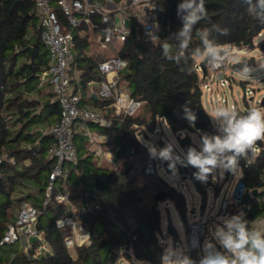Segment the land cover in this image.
Wrapping results in <instances>:
<instances>
[{"label":"trees","instance_id":"trees-1","mask_svg":"<svg viewBox=\"0 0 264 264\" xmlns=\"http://www.w3.org/2000/svg\"><path fill=\"white\" fill-rule=\"evenodd\" d=\"M14 1L0 0V238L17 206L30 198L40 208L38 226L52 253L32 257L34 249H31L30 253L23 252L11 260L0 259V264H125L124 261L161 264L165 246L161 238L160 199L156 193L147 198L148 185L139 183L135 170V161L142 165L145 173L147 163L153 161L141 143L139 133L142 130L146 134L148 127L154 129L157 120L162 119L174 132L191 130L198 131L201 136L204 133L220 135L221 130L204 106L203 79L194 66L197 57L206 52L201 35L207 33V39L216 47L252 48L255 37L264 29V16L255 9L250 10L244 0H204L207 14L192 26L186 49L180 47L182 38L179 36L186 13L178 12V5L169 12V0L159 2L160 37L157 43L144 37L133 23L130 36L119 50L129 62V68L120 74V84L144 103L138 113L118 119L112 126L94 124L101 133L109 136V141L104 143L105 149L112 150L117 161L123 160L119 172L108 164L98 163L95 149L87 144H91L89 138L83 133L75 134L78 161L69 168L70 198L90 239L88 243L77 245L76 256H73L66 244L68 230L56 225L60 207L53 200L43 205L54 166L48 150L55 142V136L49 129L59 119L60 102L53 90L46 92L52 98L47 104H44V97L39 96L41 89L34 93V81L49 65L48 51L41 40L34 1L20 0L11 9ZM60 17L64 19L61 14ZM30 27L34 32L28 35ZM90 42L89 33L75 34L77 56L71 61L70 68L74 65L79 72V79L72 78L77 93L88 82L103 79L96 67L104 54H88ZM164 44L169 46L168 55L173 57L172 60L165 58ZM259 45L264 49V38ZM249 62L252 64L251 60ZM240 64L239 68L242 62ZM244 98L247 104V98ZM82 100L84 97L80 103ZM185 105L196 115L194 126L185 118ZM236 110L243 115L249 108L241 111L237 106ZM33 125L43 128L31 130ZM190 141L188 138L186 142ZM258 143L261 149L255 156L250 153L249 162L239 161L243 173L239 179L250 190L264 187V141ZM10 157H14V163L9 161ZM179 169L189 175L196 190L204 195L210 186L216 194L222 189L213 179V173L206 181H201L194 175L198 169L187 165V161L180 163ZM229 176L227 170L226 178ZM159 180L160 184L165 183L161 178ZM27 181L38 187L41 197L15 196L18 186ZM61 183L60 179L55 182L54 191L61 189ZM164 186L167 188L165 199L174 200L187 221L185 195L173 186ZM244 204L250 208L243 219L255 230L253 222L262 217L264 205L257 200ZM168 231L178 237L171 224ZM195 253V250L184 251L181 257H188L195 264Z\"/></svg>","mask_w":264,"mask_h":264},{"label":"built area","instance_id":"built-area-1","mask_svg":"<svg viewBox=\"0 0 264 264\" xmlns=\"http://www.w3.org/2000/svg\"><path fill=\"white\" fill-rule=\"evenodd\" d=\"M35 13L40 28L41 40L47 48L49 65L38 76L39 87L50 85L60 102V115L58 121L50 127L49 131L55 136V142L48 150V156L54 161L50 173V182L46 189L43 205L55 201L60 207V215L56 219V225L66 228L70 233L66 235V244L71 247L89 242L90 234L82 223L77 219L78 211L70 198L71 186L68 182L70 165L78 161L77 147L74 141L76 133H83L92 143L98 146L97 155L106 156L119 172L118 161L114 159L111 152L103 149L101 143L107 138L104 135L90 131L89 122L99 126H112V124L126 116L135 115L143 105V101L133 97L128 88L120 84V74L129 68L126 57L119 54L123 43L132 32L133 23L152 43H157L160 37V0H33ZM63 16V20L60 17ZM113 18H112V17ZM130 19V25L126 19ZM263 31V30H262ZM262 31L259 35L262 34ZM79 33L81 36L93 33L96 43L104 49L111 48L114 56L104 57L97 63L96 70L103 77L98 94L100 97L110 100L113 111L109 114L99 112L80 106L81 96L75 91L72 76L70 74V63L75 49L74 37ZM154 34L155 38H150ZM92 39V38H91ZM227 58L212 62L208 54L202 60L207 63V74L203 76L200 62L196 60L195 69L203 79L202 88L213 92V83L224 87L231 84L229 69L237 63L233 55L245 52V48L235 45H221L217 47ZM90 54V53H88ZM239 68V67H237ZM253 88L247 86L244 96L253 93ZM217 100L228 103V98L217 94ZM214 95L211 100H214ZM262 102V99L258 100ZM237 108V103H231L230 107ZM245 109L241 110L244 111ZM215 126L222 130V122L215 121ZM137 125H135L136 127ZM261 144L257 142V151ZM1 161V159H0ZM9 161L14 163V157ZM249 162V160H248ZM146 173H156L154 161L147 163ZM62 180L61 189L54 191L55 182ZM221 202L220 212L222 214L237 215L246 214L250 205L244 204L246 187L239 178L231 183ZM221 190H224L222 187ZM252 198L264 205V187L254 194L250 190ZM237 213V214H235ZM40 208L28 200L22 201L16 208V214L9 222L8 227L0 238V248L4 244L15 243L21 238L25 239L27 248L25 252L30 253L34 249L32 257H40L52 253L45 240L44 232L38 226ZM253 229L264 232V217H259L253 222ZM207 232V223L201 219L188 221V244L189 250H195V264H199L200 258L205 254L202 248V239ZM75 235V237H74ZM37 237V241H31L30 237ZM3 264H9L7 262Z\"/></svg>","mask_w":264,"mask_h":264},{"label":"rangeland","instance_id":"rangeland-1","mask_svg":"<svg viewBox=\"0 0 264 264\" xmlns=\"http://www.w3.org/2000/svg\"><path fill=\"white\" fill-rule=\"evenodd\" d=\"M33 32V29L30 27L28 35L33 34ZM90 36L92 38L90 42L91 47L88 51L90 54L102 53L104 54V57H111L115 55L113 49L101 48L96 43L93 33H90ZM263 38L264 29L261 35L255 37L254 47L247 49L245 48V52L233 55V60L237 64L242 62V67H231L229 69L231 84L221 87L215 82L212 84L214 88L212 93L207 91L206 89L203 90L204 106L210 113L214 122H221L214 116L216 109L220 107H230L231 103H237L241 110L247 108L250 109L251 107L264 108V104L258 101L259 99H263L264 97V49L259 45ZM73 52L74 57H76L77 49H74ZM205 56H207V52H205L203 55L198 56L197 60L201 61ZM250 60L252 64L249 62ZM100 82L101 81H91L88 83V87L99 86ZM34 86L36 87L34 89L35 93H37L36 91H40V89L45 93L53 90L52 87L48 84L39 87L38 80L34 81ZM247 86L253 88L254 92L246 95L248 102L246 104L244 94ZM217 94L226 96L228 98V103L217 100ZM212 95H214L215 97L214 100H211ZM165 125H167V127H165ZM33 128L34 125L31 127V130H33ZM89 128L91 132L98 131V128L95 125H89ZM139 135L140 138L143 137L145 141H149L154 147H156L157 151L167 146L168 144H172L173 156L174 158L178 157V159H176L175 161L174 170L169 167V162L162 161L159 156L153 157L156 173L151 175L145 173L143 171L142 165L135 161V170L136 172H138L139 183L141 185H148L147 198H151L153 194H157L160 191H167V188L164 185H166L167 187L169 185L173 186L176 190L181 191L185 195V214L187 217V221L201 219L207 223V232L202 239V248L204 252L206 242H211L213 245H217V241L214 237L215 228L218 225H222L224 218H230L231 216H233L229 213L225 215L220 212L221 202L225 195V191H227L229 180H231L232 182L236 181L239 178V174L237 176H234L233 174H231V172H229L230 176L226 178L227 170L217 168L213 172V179L217 181L218 185L220 184L221 188L223 187L224 190H220V192L216 194L214 192V187L210 186L206 190V195H204V193L198 192L196 190L189 175L183 174L179 169V164L187 161L186 155L190 147L196 148L197 150L200 149L203 136H201L198 131L182 130L179 132H174L165 120L160 119L157 121L154 129H150V127H148L146 129V134L141 130ZM204 135L211 136L209 133H204ZM185 138H190V143L184 141ZM87 144L93 147H96L97 145L94 143ZM256 153L257 152L253 153L252 156H255ZM252 156L251 154H249V160H251ZM122 162L123 160L118 161L119 171ZM101 163L108 164L110 168L114 167L113 163L106 159H104V161H102ZM160 178L162 179V181H165V183L163 182L160 184ZM56 184L58 185L60 184V182H57ZM15 195H17V191L15 192ZM165 197L163 199H160L159 202V208L161 210L163 222V233L161 235V238L165 246V250L173 252L178 258H180L184 251H188L190 249L188 244V222L184 220L174 200L165 199ZM262 217H264V212L262 214ZM170 224L175 227V230L178 233V237L168 231ZM68 233H70L69 230ZM76 246L77 245L69 247V251L73 256H76ZM217 247L219 246L217 245ZM25 248H27V243L23 238L15 243L4 244L2 248H0V259H2L3 261L11 260V258L15 255H20L23 252L26 253ZM124 263L131 264L126 261H124ZM136 264L143 263L137 261Z\"/></svg>","mask_w":264,"mask_h":264},{"label":"clouds","instance_id":"clouds-1","mask_svg":"<svg viewBox=\"0 0 264 264\" xmlns=\"http://www.w3.org/2000/svg\"><path fill=\"white\" fill-rule=\"evenodd\" d=\"M249 9H255L264 16V0H244ZM178 12H185L184 24L179 33L182 38L180 47L187 48L191 39V28L206 16L204 0H182L177 7ZM155 38L154 34H149ZM204 51L212 62L227 58V53L218 50L207 39V33L201 35ZM166 59L169 46H162ZM178 60V57L176 58ZM186 119L194 126L196 115L186 105ZM215 118L222 122L220 135H204L200 149L190 147L187 151V165L198 169L194 175L201 181H206L209 174L217 168L231 172L234 176L242 177L239 161L249 160V154L257 151V142L264 141V108L251 107L246 114L240 115L234 106L220 107L214 113ZM167 127V125H165ZM141 143L148 149L150 157L159 156L162 161L169 162V167L175 169L177 158L173 156V145L168 144L159 151L149 141L140 138ZM244 213L224 218L222 225L214 231L217 245L211 242L205 244V254L199 264H264V232L252 230L243 219ZM161 264H194L188 257L178 258L173 252L165 250L161 256Z\"/></svg>","mask_w":264,"mask_h":264},{"label":"crops","instance_id":"crops-1","mask_svg":"<svg viewBox=\"0 0 264 264\" xmlns=\"http://www.w3.org/2000/svg\"><path fill=\"white\" fill-rule=\"evenodd\" d=\"M47 58L49 60L48 54H47ZM73 60H74V52H73L72 61ZM78 73L79 72L77 71V69H74V65H72L71 68H70V74H71L72 78L75 81L77 79H79ZM75 81L73 82V86H74ZM93 81H98V80H93ZM99 87H100V85L99 86L88 87V84L86 86H81V89L78 90V94L81 97H84L85 100L84 101L82 100V102L80 103V106L85 107V108H89V109H94V110H97L99 112H103L105 114H109V112L113 111V106L111 105V103H109L107 101H104V100L102 101V99L99 97V94H98ZM36 92L38 93V91H36ZM34 93H35V91H34ZM37 93H35V94H37ZM39 96L44 97L45 100L48 99V98H51L50 96H47V93H45V92H41V94ZM51 101H52V98H51ZM158 120H160V119H158ZM89 125H94V123L93 124H91V123L89 124L88 123V126ZM42 128H43L42 125L41 126H34L33 130L39 129L41 131ZM79 133H81V131ZM94 133H98L100 135H104V137L107 138L105 142L101 143V145H102V147H103V149L105 151L111 152L112 156H114V159L116 160L115 153L112 150H110V149H105V146H104V143L109 141L108 134H103L99 130L95 131ZM98 146H100V145H96V147H93V146H91V147H93L95 149V151H96L98 149ZM95 156H96V159H97L98 163H101L102 161H104V159L109 160V158L106 157L105 155L104 156H100V155H97V153H95ZM235 182L236 181H233V182L231 181V183H235ZM16 191H17V195H15L16 197L28 196V195H32L33 197L34 196L41 197V193L38 191V187H36L32 181H27L23 185H19ZM28 201L31 202V199L29 198ZM15 214H16V210L14 212V216H15Z\"/></svg>","mask_w":264,"mask_h":264},{"label":"water","instance_id":"water-1","mask_svg":"<svg viewBox=\"0 0 264 264\" xmlns=\"http://www.w3.org/2000/svg\"><path fill=\"white\" fill-rule=\"evenodd\" d=\"M18 1H20V0H15V1H14V3L12 4L11 9L13 8V6H14ZM169 1H170L169 12L172 11V9H173V7H174L175 5H179V4L182 2V0H169ZM126 24H127V25H130V19H128V18L126 19ZM261 47H263V45H261ZM200 65H201V67H202L203 76H206V74H207V63H206V61H205V60H202V61L200 62ZM239 65H240V63L237 64V67H239ZM49 102H51V98L46 99V100L44 101V104H47V103H49ZM262 103L264 104V97H263V99H262ZM187 139H188V138H185L184 141H187ZM140 159H141V158H140ZM251 192L254 193V194H256V193H257V190H252ZM165 196H166V191H160V192L157 193V197H158L159 199H163ZM251 198H252V195L250 194L249 189H246L245 196H244L245 201H249ZM30 240H31V241H37V237L32 236V237H30Z\"/></svg>","mask_w":264,"mask_h":264}]
</instances>
